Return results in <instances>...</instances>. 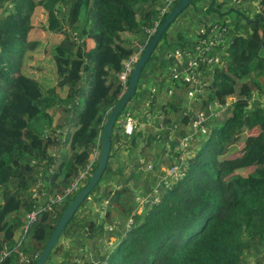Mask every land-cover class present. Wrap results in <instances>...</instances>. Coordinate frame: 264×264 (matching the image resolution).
I'll return each instance as SVG.
<instances>
[{
	"label": "trees",
	"instance_id": "trees-1",
	"mask_svg": "<svg viewBox=\"0 0 264 264\" xmlns=\"http://www.w3.org/2000/svg\"><path fill=\"white\" fill-rule=\"evenodd\" d=\"M167 1L0 0V264L36 263L63 210L39 212L24 231L26 216L66 190L91 155L99 154L101 130L128 84L119 74L151 40L154 33L147 32L155 23L157 29L174 6L161 16ZM202 1L207 0L191 5ZM208 1L203 9L208 14L223 17L234 11L224 9V2L214 7L216 0ZM242 1L254 3L255 13L238 12L244 21L236 22L232 30L231 19L220 23L233 40L221 50L199 109L206 115L207 104L217 102L223 118L204 134L191 157L180 161L182 152L171 144L173 155L163 160L170 169L181 170L180 175L168 187H159L157 203L149 202L144 215L132 217V225L105 254L106 260L92 264H264V111L252 107L254 98L264 95V0ZM38 12L44 18L39 25L52 38L45 46L30 35ZM181 14L162 35L126 105H133L143 78L152 79L158 89L165 82L164 99L157 96L162 97L163 90L149 94V106H160L164 127L191 121L182 112L189 84L168 78L162 52L186 45L183 31L175 37L181 44L169 41V31ZM169 88L172 94L167 99ZM124 110L117 121L130 114ZM117 126L118 122L113 131ZM122 136L121 143L136 148V131ZM114 145L112 136L111 152ZM148 152L140 153L146 167L157 159ZM96 167L97 158L92 173ZM109 169L107 164L99 183ZM96 187L68 222L47 261L81 264L66 257L63 239L84 236L83 231L101 236L103 222L88 216L92 206L102 199L126 202L124 190L98 196ZM109 215L110 211L105 218ZM18 232L23 233L17 239ZM27 235L30 239L24 242Z\"/></svg>",
	"mask_w": 264,
	"mask_h": 264
},
{
	"label": "crops",
	"instance_id": "crops-1",
	"mask_svg": "<svg viewBox=\"0 0 264 264\" xmlns=\"http://www.w3.org/2000/svg\"><path fill=\"white\" fill-rule=\"evenodd\" d=\"M219 1L220 3H225L227 0ZM208 2V0L202 1V6L208 4ZM241 7L244 13L251 14L250 8H247L243 2ZM224 8H229V5L224 6ZM191 12L193 13V11H190V13ZM229 18H231V14L229 15ZM183 19H185V16L177 19L175 26L170 29L169 33H171V35L178 29V27L182 28L184 22ZM177 34L178 32L174 33L172 38L174 36L176 37ZM172 38H169V41H172ZM163 51L164 49L162 52ZM146 78H143L139 87L138 95L133 101V105L136 107L133 108V105H131L133 112L135 113L133 115L138 121V128L135 130L137 134L136 148L129 149L128 143L124 145L123 142L121 143V141H119L121 138L124 140L125 137L121 135V120L118 121V126L112 134L114 140L116 141V145H114V150L110 152V154L114 155L109 158L107 162L110 169L95 191L96 195L104 196L105 194L108 195L109 193L112 194L120 190H124L126 202H118L113 200L109 203V200L104 201L105 199H102L100 202L95 203L92 206V211H89L88 213L89 219L96 220V222H107V224L103 226L104 229L101 236L93 235V239L89 240L86 238L85 234L84 236L82 234H77L70 240H65L68 245H71L70 248L73 251L74 256H78V254L83 252L84 255L89 257L92 263L104 262L106 260L105 254L109 253V249L105 244L108 246H111V244L117 245L125 236V233L127 232V216L130 210H135L137 214L144 215L147 207L150 205V201L148 203L139 204L137 199L145 196L143 198L149 200L151 197H153V191L157 187H161L167 182L166 181L163 183L164 180L162 179H164L163 176L166 175V172H168L170 168L168 165H165L163 157L169 159L170 155H173V152L170 153L169 149L171 144L173 145L177 143L180 136L185 133L183 126H162L160 120L156 118L160 115V111L153 114L155 119L149 115L150 112L148 108L150 107L149 104L151 100L149 96L150 93L147 92V89L148 84L152 79L147 80ZM163 97L164 96L160 98L163 99ZM184 106L185 110L186 108L191 107L185 105V103ZM137 107L140 109L139 111H137ZM143 108L144 110L142 111L141 109ZM191 109L193 108L191 107ZM146 110L147 112L144 113ZM149 138L153 139L149 140ZM189 147L190 148L187 149V151H189L187 155L190 153L192 146ZM143 151H150L148 154H151L152 156L155 155L154 158H157L149 163L152 166L151 170L147 169L143 164L145 161L140 156V153ZM194 152L195 149L192 151L191 155ZM108 211H110V215L109 217L105 218V214ZM109 226L113 227L111 232L107 231ZM78 257L79 258L77 260L75 259L73 262L84 259L83 255Z\"/></svg>",
	"mask_w": 264,
	"mask_h": 264
},
{
	"label": "rangeland",
	"instance_id": "rangeland-1",
	"mask_svg": "<svg viewBox=\"0 0 264 264\" xmlns=\"http://www.w3.org/2000/svg\"><path fill=\"white\" fill-rule=\"evenodd\" d=\"M242 0H227V1H225V3H226V5H229V8L228 9H231V10H234V11H232L231 12V18H229V15H224L223 17L222 16H218L216 13H210V14H208V13H206L205 11H203V9L202 8H205L206 7V4L204 5V6H202V3H200L199 4V2L195 5V6H192V5H190L189 7H188V9L187 10H185L181 15L182 16H185V19H183L184 20V22H183V26H182V28H180V27H178V29L176 30V31H174L173 33H172V35H171V33H169V38L171 39L172 38V36L174 35V33H176V32H180V31H183V33L186 35V37H187V42H186V45L185 46H179V47H181V48H178V47H175V48H172V47H165L164 48V54H165V58L167 59V60H169V61H167V64H168V66L171 64L170 63V59L171 58H173V57H175L178 61L176 62V65H174V68L176 69V70H182L183 68H185V65H186V63H187V61L189 60V59H193V57H194V55H193V53H192V50H193V47H194V45H195V43L198 41V39H199V36L197 35L198 33H200V30H201V28H203L204 30H206L204 27H203V25H199V23H201V24H206V26H209V25H211V26H213V27H216V25H218V24H220V23H222V22H224V21H226V19L227 20H230L231 19V25H230V29L232 30L233 29V27H234V24L236 23V22H238V21H244L243 19H241L240 18V16L239 15H237L238 14V12L239 13H241V12H243L242 11V7H241V4H242ZM218 3H220V1L219 0H216L215 1V5H214V7L218 4ZM244 3V5L245 6H247V8L249 7L250 8V12L251 13H255V9H254V7H255V4L254 3H250V2H248V1H244L243 2ZM199 5H200V7H199ZM199 7V8H198ZM197 9V10H196ZM224 9H226V8H224ZM256 10H257V12H258V8H256ZM190 11H193V13L191 12L190 13ZM188 14V15H187ZM187 15V16H186ZM181 16V17H182ZM40 21H44V18H43V16H42V14L41 13H37L36 14V16H35V18L32 20V22H31V24L33 25V29H32V31H31V33H30V35L32 36L31 37V39L32 40H38V41H40V42H42L43 44H44V46L45 45H47L49 42H48V40L50 41L52 38H50V37H47V35H46V33H45V31H44V29H43V27L41 26V25H39V23H40ZM174 26H175V24H174ZM174 26H172V27H174ZM218 27V26H217ZM154 29H152L151 30V32L153 31ZM170 32V31H169ZM147 34H149L150 35V33L149 32H147ZM233 35V34H232ZM232 35H228L227 33L225 34V36H224V38H225V40L227 41V44H230L231 42H232V40H233V36ZM211 36H212V34H211ZM59 38L61 37V36H58ZM129 37V39H131V36L129 35V36H127V38ZM172 41H176L177 43H179V44H181L182 43V41H179V40H177V39H175V36L172 38ZM33 42H37V41H33ZM148 44V43H147ZM168 46V45H167ZM168 48V49H167ZM214 51V52H213ZM142 52V51H141ZM141 52H139V53H137L138 55V57H139V55H140V53ZM174 53V55H171V53ZM177 53V55H175ZM217 53V56L216 55H214V54H216ZM210 55L212 56V57H214V62L212 63V64H209V63H206V65H207V68L209 69V71L211 72V74L210 75H206V76H204L205 75V73H206V69H205V62H200L199 63V65H198V67L195 69V73L197 74L196 75V77H195V83L193 84V86L192 87H190V86H188V90H185V94H184V96H183V98H184V103H185V105H188V106H191L193 109H191V107L190 108H186V110H185V107H184V105L182 106L183 107V110H182V112H184L185 113V115H187L188 116V118H189V120H192L193 121V119L197 116L196 114L197 113H199V109H200V107H201V105H202V101L203 100H206V97L205 96H207V88H208V86H209V84H210V81H211V77H212V75H213V71H214V68H217L219 65L217 64V60H219V58H220V55H221V53H220V51H217L216 49H213L211 52H210ZM163 57V56H162ZM162 57H160V58H162ZM41 57H37V59H40ZM138 59V58H137ZM209 61H211V59H209ZM39 68V66H37V69ZM174 68L171 70V73H172V71L174 70ZM200 72V73H199ZM165 74H167L168 75V78L170 79V74H169V68H168V70L166 71V73ZM200 74L201 75H203L202 77H199L200 76ZM146 75H148V74H146ZM120 76V75H119ZM173 78V77H172ZM120 79V78H119ZM151 80V79H150ZM151 82V83H150ZM149 82V84H148V89H147V92L148 93H151V94H154V93H156V92H160V91H162L163 93H165V89H166V83L164 82H161V83H159V89H158V86H155L154 85V82H153V80H151ZM162 84H164V89H162L161 88V86H162ZM191 92V95H189V93ZM163 93H162V96H164L163 95ZM171 94H172V90H171V88H169V90H168V92H167V95L165 96V97H167V99L168 98H170V96H171ZM157 96H158V98H160V96L157 94ZM202 97V98H201ZM163 99H164V97H163ZM234 98H229V101H231V100H233ZM148 103H149V101H148ZM141 104V103H140ZM253 105H252V107L253 108H255V107H260V108H262L263 109V111H264V95L263 94H261L260 96H258V97H255L254 98V100H253V103H252ZM208 105V109H209V111H207V109H206V118H205V121L203 122V124L201 125V126H198L197 128H193L192 127V121H189V123L186 125H184L183 126V129H185V133L186 134H189V136H191L192 134H194V136H193V141L192 142H190V145H189V143H188V145L189 146H192V148H191V151H190V153L187 155V153L189 152V151H187V149H189L190 147L188 146V148L185 150V149H183V148H181L180 146H179V142H180V140H181V138L183 137V136H180V138L178 139V141H177V145L175 146L176 147V149H175V151H177V152H182V153H180V154H182L183 155V157H184V160H185V158H188V157H191L192 155H191V153H192V151L195 149V151L197 150V145L201 142V140H203L204 138H203V136H204V134L205 133H207V131H209V130H211V128H212V126L214 125V122H219L222 118H223V115H224V112H223V108H222V105H220L219 103H217V102H214V103H210V104H207ZM136 107V106H135ZM146 108V107H145ZM148 108V107H147ZM159 108H160V106H159V104H155L154 106H152V107H149L148 108V110H149V112H150V116H152L153 117V119H155V116L153 115V114H155L156 112H158L159 111ZM140 109L137 107V111H139ZM142 111L144 110V108L143 109H141ZM205 110V109H204ZM125 112H128V113H130V114H135L134 112H133V109H132V107L130 106V105H128V106H126L125 107V110H124V113ZM147 112V110L144 112V113H146ZM209 112V113H208ZM143 114V113H142ZM122 115V114H121ZM123 116V115H122ZM134 116V115H133ZM135 117V116H134ZM146 117H147V114H146ZM156 118H158L159 120H160V122H161V116H157ZM121 120V118L118 120V121H120ZM176 127H177V125H176ZM178 127H180V126H178ZM191 134V135H190ZM202 137V138H201ZM190 140V139H189ZM182 141V140H181ZM66 148H62V150H65ZM180 158V157H179ZM150 166V165H149ZM152 169V167L149 169V170H151ZM170 170V169H169ZM179 170V169H178ZM51 172V171H50ZM180 172H181V170H179V171H177V172H175V173H173L172 175H169V174H167L168 172H166V175H164L163 176V178L164 179H162V180H164L163 181V183L164 182H166V183H164V185L163 186H166V187H168L169 186V184L171 183L170 181L173 179V178H178V176L180 175ZM88 178V175H87V177H86V179ZM88 180V179H87ZM88 183V181L86 182V184ZM101 184V182L99 183V184H97L98 186ZM84 185V184H83ZM97 186V187H98ZM96 187V188H97ZM162 187V186H161ZM159 188V187H158ZM79 191V190H78ZM77 191V192H78ZM77 192L75 193V195L77 194ZM36 195V194H35ZM152 195H153V197H155L156 198V200H155V203H157V199H158V194H155L154 192L152 193ZM143 197H145V196H143ZM143 197H140V198H143ZM154 203V204H155ZM81 212V210L79 211V213ZM103 224L104 225H106L107 224V222H103ZM21 234L23 233V232H20ZM20 233L18 232V234H17V239L19 238V236H20ZM30 239V236L29 235H27L26 237H25V240H24V242H28V240ZM63 244L64 245H66L65 247H66V249H67V251H66V257L67 258H70V260L72 261H74L75 259L77 260L79 257L78 256H80V255H83L84 256V259H81L79 262L81 263V264H91L92 262L90 261V259H89V257L87 256V255H84V253L83 252H81L80 254H78V256H74L73 255V251L71 250V245H68L67 244V242H65L64 241V239H63ZM106 245V247L109 249L108 250V252H111L112 251V249H114L115 248V245L116 244H111V246L109 245H107V244H105ZM67 246H68V248H67ZM69 254H70V257H69ZM256 255V254H255ZM254 255V256H255ZM66 259V258H65ZM47 263L48 264H55L54 263V260H51V259H49V261H47ZM58 264H62L61 263V261L58 263ZM66 264V263H65ZM72 264V263H71Z\"/></svg>",
	"mask_w": 264,
	"mask_h": 264
},
{
	"label": "built area",
	"instance_id": "built-area-1",
	"mask_svg": "<svg viewBox=\"0 0 264 264\" xmlns=\"http://www.w3.org/2000/svg\"><path fill=\"white\" fill-rule=\"evenodd\" d=\"M176 1L177 0H168L167 4L165 5V7L161 11V16H163L168 11V8L171 7L174 3H176ZM157 26H158V23H155V29L150 34H153L156 31ZM205 29L206 30L201 28L200 33L197 34L199 36V39L195 43L193 50H192L194 57H193V59H189L187 61L185 68H183L182 70H176L174 68V65H176V62L178 60L175 57L170 59L171 64L168 66V68H169V74H170L171 79L183 82L187 85L189 84V86L192 87L193 84L195 83V77L197 75L195 73V69L198 67L200 62H205V69L207 71H206L204 76L208 75V73L210 72L209 69L207 68L206 63L212 64L214 62V60H215L214 57H212L210 55V52L213 49L220 51L221 55H220L219 60L221 59V56L223 55L221 50H223L224 48H226L229 45V44H227V41L224 38V36L227 32V29L220 27V24L216 25V27L209 25V26H206ZM211 34H212V36H211ZM137 55L138 54L131 56L124 63L123 71L119 74L120 75L119 76L120 81L123 84L128 82V78H129V75L131 73V70H132V68H133V66H134V64L138 58ZM171 55H174V53L172 52ZM175 55H177V53ZM214 55L217 56V53ZM209 59H211V61H209ZM165 60H167V59L165 58ZM219 60H217V63ZM167 61H169V60H167ZM173 68H174V70L171 73V70ZM202 76L203 75L200 74L199 77H202ZM189 95H191V92L189 93ZM206 109H207V111H209L208 105H207ZM196 115L197 116L193 119V121L191 120L192 121L191 125L193 128H197L198 126H201L203 124V122L205 121V118H206V115L204 112H199ZM137 128H138L137 119L132 114H127L125 119L122 121V135L130 137L133 135L134 131L137 130ZM193 136H194V134H192L191 136H189V134L186 136H183L181 138L182 141L180 140V142H179V146L180 147L182 146L181 148L186 150L188 148V146L190 145V142L193 141ZM188 143H189V145H188ZM97 155H98V153L96 151L91 155L90 162L87 164L85 169L80 172V174L75 178V180L70 184V186L66 190H64L62 193H55L53 196L49 197L48 202L45 203L44 207L40 211L34 210L26 216L24 231L27 230V227L30 224H32L36 221L37 215H39V212H42V211L43 212L44 211L53 212L54 208L61 207L70 201V199L78 191L80 183H83L86 180L87 175L92 173V171H93L92 170V163L97 158ZM182 159H184L183 156H181L179 160L181 161ZM146 168L150 169L151 167L147 166ZM177 171H178L177 167H173L168 171L167 174L172 175L173 173H175ZM153 192L155 194H157L158 188H156ZM155 200H156L155 197H151L149 200H147L146 198H138L137 202L139 204L148 203L149 201H150V203H155ZM135 214H137L136 211L132 210L130 215H129V219L127 221V224H126L127 229H129L130 226L132 225V217ZM109 230H111V228ZM23 258L24 257L21 256V260Z\"/></svg>",
	"mask_w": 264,
	"mask_h": 264
},
{
	"label": "water",
	"instance_id": "water-1",
	"mask_svg": "<svg viewBox=\"0 0 264 264\" xmlns=\"http://www.w3.org/2000/svg\"><path fill=\"white\" fill-rule=\"evenodd\" d=\"M194 1L196 0H177L174 6L168 12L167 16L165 17L161 25L154 32L151 40L148 42L142 53L139 55L129 75L127 87L125 88L118 103L110 111L106 119V122L101 130V134H100L101 148L97 158V167L90 176L88 183L85 185V187L82 188L74 196V198L69 201V203L66 206L61 207V210H63L62 215L58 220V222L56 223V225L54 226V229L50 237L46 241L42 249V252L39 255L35 264H46L50 253L57 245L68 222L72 219L79 206L84 202V200L88 197L90 192L97 186V184L101 180L111 152V138H112L114 126L118 122L117 121L118 117L121 115V113L125 109L126 105L129 103V101L134 97L140 77L142 75V71L145 68L146 64L148 63L155 47L161 40L162 35L166 32L168 27L171 24H173V22L182 13V11H184ZM120 122L122 124V120ZM176 145L177 143L173 144L172 147ZM86 238L92 240L93 235L91 234L86 235Z\"/></svg>",
	"mask_w": 264,
	"mask_h": 264
},
{
	"label": "clouds",
	"instance_id": "clouds-1",
	"mask_svg": "<svg viewBox=\"0 0 264 264\" xmlns=\"http://www.w3.org/2000/svg\"><path fill=\"white\" fill-rule=\"evenodd\" d=\"M122 121H123V120H122ZM97 158H98V155H97ZM157 188H158V187H157ZM158 191H159V188H158ZM77 193H78V192H77ZM158 193H159V192H158ZM158 193H157V194H158ZM74 196H75V195H74ZM74 196H73V198H74ZM73 198H71V199H73ZM71 199H70V200H71ZM68 203H69V202H68ZM68 203H67V204H68ZM67 204H65V205H63V206H66ZM61 207H62V206H61ZM126 224H127V223H126ZM108 228H109V229L111 228V230H109V229L107 230L108 232H111V231L113 230V227H110V226H109ZM126 229H127V228H126ZM127 230H128V229H127ZM83 232H84V231H83ZM85 235H89V234H86V231H85Z\"/></svg>",
	"mask_w": 264,
	"mask_h": 264
}]
</instances>
